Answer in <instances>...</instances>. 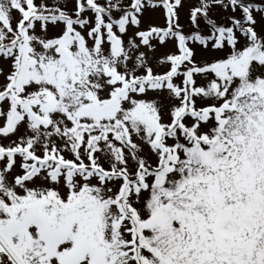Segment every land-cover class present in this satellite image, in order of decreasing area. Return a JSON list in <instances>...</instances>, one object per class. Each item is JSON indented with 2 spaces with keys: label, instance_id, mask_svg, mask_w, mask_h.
Here are the masks:
<instances>
[{
  "label": "snow or ice",
  "instance_id": "1",
  "mask_svg": "<svg viewBox=\"0 0 264 264\" xmlns=\"http://www.w3.org/2000/svg\"><path fill=\"white\" fill-rule=\"evenodd\" d=\"M0 264H264V0H0Z\"/></svg>",
  "mask_w": 264,
  "mask_h": 264
}]
</instances>
